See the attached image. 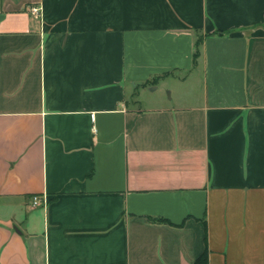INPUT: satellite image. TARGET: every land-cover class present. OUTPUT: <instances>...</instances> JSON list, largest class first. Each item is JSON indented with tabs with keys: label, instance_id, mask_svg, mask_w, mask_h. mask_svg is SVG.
<instances>
[{
	"label": "crops",
	"instance_id": "0c3cea01",
	"mask_svg": "<svg viewBox=\"0 0 264 264\" xmlns=\"http://www.w3.org/2000/svg\"><path fill=\"white\" fill-rule=\"evenodd\" d=\"M205 251L264 264V0H0V264Z\"/></svg>",
	"mask_w": 264,
	"mask_h": 264
},
{
	"label": "trees",
	"instance_id": "16d2710c",
	"mask_svg": "<svg viewBox=\"0 0 264 264\" xmlns=\"http://www.w3.org/2000/svg\"><path fill=\"white\" fill-rule=\"evenodd\" d=\"M202 41H203V37L198 36L195 46L196 49L194 51V59H196L200 54V45L202 44ZM207 259H208V253L207 251H205V253L195 262V264H207Z\"/></svg>",
	"mask_w": 264,
	"mask_h": 264
},
{
	"label": "built area",
	"instance_id": "2783aa9c",
	"mask_svg": "<svg viewBox=\"0 0 264 264\" xmlns=\"http://www.w3.org/2000/svg\"><path fill=\"white\" fill-rule=\"evenodd\" d=\"M32 12H33L34 14H39L40 9H39L38 7H33V8H32ZM41 203H42V201H41V199H40L39 197H37V196L33 197V205H34V206H38V205H40Z\"/></svg>",
	"mask_w": 264,
	"mask_h": 264
}]
</instances>
